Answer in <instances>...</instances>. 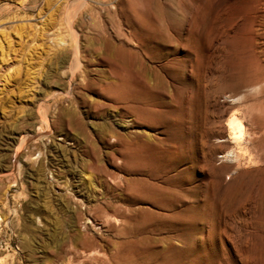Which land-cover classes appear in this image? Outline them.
Here are the masks:
<instances>
[{"label":"rangeland","instance_id":"obj_1","mask_svg":"<svg viewBox=\"0 0 264 264\" xmlns=\"http://www.w3.org/2000/svg\"><path fill=\"white\" fill-rule=\"evenodd\" d=\"M0 264H264V0H0Z\"/></svg>","mask_w":264,"mask_h":264},{"label":"bare ground","instance_id":"obj_2","mask_svg":"<svg viewBox=\"0 0 264 264\" xmlns=\"http://www.w3.org/2000/svg\"><path fill=\"white\" fill-rule=\"evenodd\" d=\"M110 42V41H109ZM109 45L111 46V43H109ZM113 45V44H112ZM98 55H100L98 53ZM115 55L111 54V53H105V54H101L100 56H98L97 60L96 61H100L101 60H112L113 57ZM115 59V58H114ZM117 61V60H116ZM112 65V64H111ZM115 78V77H114ZM85 79V78H84ZM86 80V79H85ZM125 80H123L122 78H117V79H109V80H101L98 81V85L100 87V91L102 93H104L105 95L109 96V97H117L119 98L120 95L117 93V88L120 86V84H123ZM92 82V81H91ZM96 82V81H95ZM100 82V83H99ZM90 83V81H89ZM129 84V83H128ZM127 84V85H128ZM91 85V83L89 84ZM123 99V98H122ZM73 100V99H72ZM121 100V99H119ZM129 101H132V100H129ZM95 102V101H93ZM126 103V101H125ZM136 104V103H135ZM134 102H133V105H135ZM92 105V104H91ZM95 105V104H94ZM132 105V106H133ZM127 108H129L130 105H126ZM98 107H101L98 105ZM61 121L62 124H66V125H69V126H73V125H77L78 127H80L81 129H84V123L82 120H80L79 118H74V114H69V115H65L63 114V111H60L59 113V117H58ZM46 119V118H45ZM48 119V118H47ZM46 119V122L47 124H49V121ZM232 119V118H231ZM231 127L234 129L233 127V124H234V120H231L229 121ZM237 123V122H236ZM235 123V124H236ZM54 124V122H53ZM238 124V123H237ZM238 126V125H237ZM239 127V126H238ZM106 136H117L118 138H121L122 135L120 133H118L113 127H109L106 132H104V137ZM227 139L229 140V142L232 144V147H234L232 149V151L229 152V154H232V155H235V159H238V156L243 152V151H246L248 150V145L246 143H244L242 141V136L238 135V133H236V131L232 130L231 129V133H229L227 135ZM123 139V137L121 138Z\"/></svg>","mask_w":264,"mask_h":264}]
</instances>
